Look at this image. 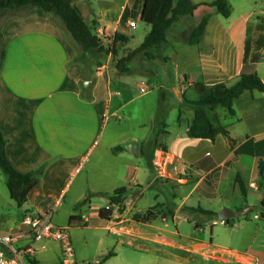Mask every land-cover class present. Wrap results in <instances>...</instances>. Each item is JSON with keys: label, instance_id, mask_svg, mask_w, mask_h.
Masks as SVG:
<instances>
[{"label": "crops", "instance_id": "0c3cea01", "mask_svg": "<svg viewBox=\"0 0 264 264\" xmlns=\"http://www.w3.org/2000/svg\"><path fill=\"white\" fill-rule=\"evenodd\" d=\"M70 1L105 47L116 34L128 39L118 45L117 55L105 54L100 64L87 62L64 24L42 9L0 14L5 46L0 132L6 139V155L18 172L43 171L21 208L24 216L31 210L59 227L85 230L82 246L70 234L77 264H264V175L260 171L264 94H242L235 100L234 118L222 108L211 109L229 134V138L218 135L214 141L188 136L194 112L185 103L198 100L194 84L232 87L240 81L247 44L251 55L264 37V7L257 9L256 0H235L226 19L203 5L215 0H191L199 6L194 15L181 18L170 29L167 44L153 50V58L138 55L128 65L130 72L123 74L117 69L118 61L139 48L151 31L145 24L142 32L133 34L144 0ZM207 14L211 17L200 43L187 44L190 32ZM131 23L136 24L134 28ZM256 68L264 82V48ZM142 84L154 90L143 95ZM165 84H173V89ZM171 90L179 100L167 104ZM135 106L137 110L131 111ZM140 112L145 115L142 120ZM134 122L135 131L124 130ZM130 146H139L138 156ZM161 152L174 160L179 171L176 181L184 193L174 199L173 213L148 222L143 218L148 211H138V201L132 197L125 201L123 212L118 211L120 206H111L109 198L117 190L126 189L127 196H133L138 188L145 191L156 185L154 169L149 166L152 174H148L134 162L144 158L149 164ZM92 159L89 181H100V186L83 179L85 183L76 185ZM112 184L121 186L107 191ZM94 197L107 203H98ZM200 200L212 202V208H204ZM250 206L256 209L225 224L218 217L197 213L195 218L188 213L201 208L218 215L224 208L238 212ZM107 208L112 213L102 219L99 212ZM60 213L65 219L58 218ZM23 218L0 220V230L5 225L18 228ZM79 247L83 253H78ZM36 262L58 264L48 246L38 250Z\"/></svg>", "mask_w": 264, "mask_h": 264}, {"label": "trees", "instance_id": "16d2710c", "mask_svg": "<svg viewBox=\"0 0 264 264\" xmlns=\"http://www.w3.org/2000/svg\"><path fill=\"white\" fill-rule=\"evenodd\" d=\"M231 1L235 0H215L210 4H203L214 9L217 15L229 18L232 15ZM199 6L194 5L191 0H144L141 21L151 27V31L145 37L139 48L131 52L128 56L117 63V69L123 73L130 72L128 65L138 55L153 58L152 51L162 48L168 42L170 29L181 19L192 17ZM28 8H39L47 13H52L61 21L74 43L81 48L82 57H86L91 52L105 53L107 55H117V47L120 43H127L125 36L116 34L111 44L104 46L101 39L86 24L79 10L73 7L70 0H0V14L7 11H16ZM211 15H205L190 32L187 44L197 45L200 43ZM126 18H123V22ZM264 48V37L256 42L255 52L250 55L248 48L245 53L244 67L240 81L232 87L225 84L208 86L205 84H194L192 87L198 94L197 101H187L186 106L194 112V120L189 127L188 136L191 139L214 141L218 135L229 138L227 129L221 125L220 117L212 115L210 110L213 108L224 109L231 118L236 117L234 109L235 100L245 92H258L264 94V82L261 80L256 64L261 59V51ZM5 61V46L0 36V76ZM1 113V95H0ZM180 119V118H179ZM6 139L0 132V169L6 176V184L9 197L18 208H23L28 202V197L40 183L43 171L21 173L18 172L6 155ZM118 148L117 150H119ZM260 171L264 175V162L260 164ZM243 196H246L245 186L240 178L236 181ZM128 194L126 189L115 191L110 196L111 206L124 203V197ZM264 206V202L262 204ZM78 208V207H77ZM189 215L198 217L197 213L207 217H218L217 214L204 211L201 208L196 210L189 209ZM32 213L28 210L26 214ZM112 213V208L100 210L99 215L102 219H107ZM148 212L143 216L145 221L151 222L156 219ZM72 217L71 222L75 221ZM33 264H38L36 261Z\"/></svg>", "mask_w": 264, "mask_h": 264}, {"label": "rangeland", "instance_id": "374dc122", "mask_svg": "<svg viewBox=\"0 0 264 264\" xmlns=\"http://www.w3.org/2000/svg\"><path fill=\"white\" fill-rule=\"evenodd\" d=\"M84 1H86L89 4H95V1H89V0H84ZM233 2L234 1H231V3H233ZM256 3H258V5H259L257 9H260V8L264 7L263 0H256ZM236 6H237V3L235 4V7ZM257 12H259V10H257ZM144 25H145V23H143L141 21H138V26L139 27H138V29L135 32H133V34L138 35L140 32H142V28L145 27ZM185 26H189V23L185 24ZM178 28H179V26H178ZM69 37H70V39H72L70 34H69ZM101 41H102V43L104 42L102 39H101ZM107 43L111 44V41L107 42ZM131 45H133V42H132ZM75 46L77 47V49L79 51V54L82 57L81 48L79 46H77L76 44H75ZM134 47H136L135 44H134ZM104 57H105V53L91 52L85 58H86L87 62L93 63V62H96V61L99 62V60L103 59ZM137 60L138 59H136V61H135L136 63L139 62ZM99 64H100V62H99ZM166 78H169V77L167 76ZM167 84H169V83H167ZM167 84H165V85H167ZM144 85H147V84H144ZM147 86H149V85H147ZM149 87H152V89L154 90L153 86H149ZM166 89H173V84H171L169 86L167 85ZM132 90H133V93H134L133 96H137L139 94L138 91H137V93L135 92L136 86L135 87L133 86ZM154 92H156V91H154ZM167 94H168L167 104L173 103V102H177L179 100L178 98L174 97L175 94H174L173 90H171L170 93H167ZM155 96L156 95H153V96L150 97L151 105L154 104V99L153 98H155ZM132 108H135L137 110L136 106L135 107H131V111H132ZM135 109H134V111H135ZM140 114H141V115H139L141 117L140 120L144 119L145 115L142 116L141 112H140ZM171 117H172L171 120L174 119V121H175L174 124H175L176 123V116L172 113ZM136 124L137 123H135V122L134 123H130V124H128V125H126L124 127V130L127 131V132L128 131L129 132H133V131H135L137 129ZM145 130H150V127L146 126ZM108 156H109V158L111 160L115 159L114 155H112L110 153H108ZM138 162H141V165ZM92 164H93V159H92V163L90 165L88 164L86 166V168L82 171V174L80 175L76 185L77 184L80 185V183H85L86 182V183H89V184L95 183L97 187L100 186V181L99 182H90L89 181L91 179L89 176L91 174L90 173V169H92ZM134 164L137 167H139L140 169L146 170L148 172V174H152V171H151L150 167L152 169H154V171L156 173V177H157V183H155L156 184L155 186L145 189V191H143L142 189L138 188L137 189V193H132L133 196H130V195L127 196L126 195V197H124L123 202L125 203L126 200H128L130 197H132V199L138 201L137 202V207H136L138 211L143 212V213H146L148 211L151 215L155 216L156 218H158V217H163V218L164 217H168L169 214L173 213V210L175 208V205H173V204H174V199L176 198V196L181 194V193L184 194L183 191L180 189L181 185L174 179H162V178H159V176L157 174V171H156V168L154 166V161L150 162L149 163L150 165H149L147 163L146 159L140 158V160L135 161ZM102 168H104V167H101L100 170H102ZM174 177H175V175H174ZM82 179L85 182H82ZM6 181H7L6 176L3 174V172L0 169V220H2L3 222H6L8 220H10V221L18 220L19 221L22 217H24V211L21 208H18L16 205L10 206L12 204V202L10 201L9 191H8V188H7ZM148 181L143 182L142 186L146 187L148 185V183H149ZM95 184H94V186H95ZM76 185H75V187H76ZM120 186H121V184H112V185H107L105 189L107 191L110 190L111 192H113L117 187H120ZM190 187H191V185L188 186V189ZM141 191H143L142 197L139 195V193ZM197 199L198 198H195L194 201H196ZM94 200H96V202H98V203L100 201L103 202L104 204L107 203L106 202L107 199L102 198V197H94ZM194 201H192V202H194ZM200 202H201V204H202V206L204 208H207V209L212 208V205H211L212 202H209V201H206V200H200ZM124 203L119 205L120 206V210H118L119 212H123ZM195 205H197V204H195ZM143 216H145V215H143ZM58 218L65 219V214H61L60 213ZM233 220L237 221L238 219H233ZM171 224H173V223H171ZM185 225L187 226V223H185ZM4 227L2 228V230H0L1 234L10 233V232H17L18 228H19L18 227V228L14 229V230L13 229L11 230V229H7L8 226H6V225ZM173 229H175V228H173ZM69 233L70 234L72 233V236H74V239L77 240L78 246L79 245L82 246L81 242L84 239L83 237H84V234H85V230H84V232H82V231L76 229V230L69 231ZM77 251H78V253H80V252L83 253L84 252L83 248H80V247H79V249H77Z\"/></svg>", "mask_w": 264, "mask_h": 264}, {"label": "built area", "instance_id": "2783aa9c", "mask_svg": "<svg viewBox=\"0 0 264 264\" xmlns=\"http://www.w3.org/2000/svg\"><path fill=\"white\" fill-rule=\"evenodd\" d=\"M135 25L131 23L130 27L134 28ZM151 90L152 87L144 84L140 87L143 95ZM154 166L159 178L177 180L178 168L165 152L155 158ZM83 218L87 220L86 217ZM69 231V227L53 224L46 215L33 212L25 214L17 232L0 233V264H33L38 250L45 246L50 248L51 258L58 264H77Z\"/></svg>", "mask_w": 264, "mask_h": 264}, {"label": "water", "instance_id": "95a60500", "mask_svg": "<svg viewBox=\"0 0 264 264\" xmlns=\"http://www.w3.org/2000/svg\"><path fill=\"white\" fill-rule=\"evenodd\" d=\"M129 150L131 152H134L138 156L139 152V146H130ZM256 208L254 206H250L245 208L244 210L234 212L229 208H224L221 212L218 214V221L219 222H227L230 221L236 217H243L248 215L251 211H254ZM195 221V219H193Z\"/></svg>", "mask_w": 264, "mask_h": 264}]
</instances>
